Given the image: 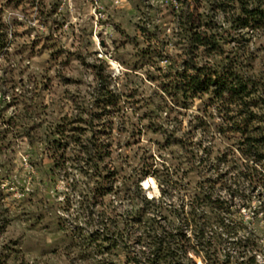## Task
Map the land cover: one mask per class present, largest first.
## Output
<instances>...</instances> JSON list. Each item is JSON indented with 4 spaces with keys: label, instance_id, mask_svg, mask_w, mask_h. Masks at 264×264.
Listing matches in <instances>:
<instances>
[{
    "label": "rangeland",
    "instance_id": "obj_1",
    "mask_svg": "<svg viewBox=\"0 0 264 264\" xmlns=\"http://www.w3.org/2000/svg\"><path fill=\"white\" fill-rule=\"evenodd\" d=\"M226 11L216 0H122L97 18L88 0H0V264H135L153 222H126L129 188L159 197L149 172L186 170L194 196L220 152L223 170L247 177L246 205L227 214L239 227L208 234V255L183 260L264 264V161L239 154L248 141L227 131L233 120L211 93L187 98L168 78L192 59L264 72V22L240 28V6ZM199 22L218 34L213 58L192 42Z\"/></svg>",
    "mask_w": 264,
    "mask_h": 264
},
{
    "label": "trees",
    "instance_id": "obj_2",
    "mask_svg": "<svg viewBox=\"0 0 264 264\" xmlns=\"http://www.w3.org/2000/svg\"><path fill=\"white\" fill-rule=\"evenodd\" d=\"M229 1L240 6L239 16L234 18L236 26L249 28L264 22V8L259 0H216V6L220 11L227 12L226 5ZM181 19L185 23L190 22L188 16ZM194 23L196 25V20ZM198 24L199 27L206 25L207 28L199 31L195 30L196 26H192V42L205 47L208 55L213 58V53L221 50L218 34L206 23ZM0 25L5 28L2 17ZM190 61L184 62V72L178 70L175 75H172V72L168 75L174 90L182 91L187 98L211 93L212 102L220 104L228 118L233 120L227 131L240 132L248 141L245 147L237 149L239 154L252 155L256 163L264 161V72L258 74L240 69L241 65L238 66L237 62L229 59L224 64L213 61L199 64L193 59ZM189 70L193 73L189 74ZM96 81L95 92L99 94L100 99L104 96L107 101V98L113 95L106 80L98 75ZM223 129L219 131H225ZM251 149H255L254 154H251ZM233 154L236 152L233 151ZM204 159L196 158L194 163L200 164ZM208 162L204 169L213 172H208L207 176L201 178L194 196H189L186 192L189 184L186 170L182 173L173 169L165 173H160L159 169L149 172L159 182V197H150L143 190L136 192L129 188L127 198L132 206L125 210L126 222L143 224L146 218L153 222L138 236L140 240H144V248H141L139 256L133 259L135 264H186L183 255L187 254L189 249L195 254L208 253L205 248V238L208 234L217 233L221 228L227 230L231 225L238 229L240 221L234 223V219L231 216L228 218L227 214L233 213V208L246 205L245 202L241 203L247 199L243 194L247 178L245 172L241 169L231 170L235 168L233 165L222 169L224 163L230 162L227 152H220V155L213 160L210 158ZM213 167L220 169L217 174H214ZM217 208L219 212H214ZM106 237L110 239L109 236ZM192 237L195 238L193 244ZM180 238L187 239L189 243L185 245L174 242ZM193 257H189V264H197ZM204 260L206 264H223L205 254ZM238 264L257 263L256 260H249Z\"/></svg>",
    "mask_w": 264,
    "mask_h": 264
},
{
    "label": "built area",
    "instance_id": "obj_3",
    "mask_svg": "<svg viewBox=\"0 0 264 264\" xmlns=\"http://www.w3.org/2000/svg\"><path fill=\"white\" fill-rule=\"evenodd\" d=\"M122 0H88V2L91 4L93 13L99 18V15H102L104 13L105 5L108 2L112 3H120Z\"/></svg>",
    "mask_w": 264,
    "mask_h": 264
},
{
    "label": "bare ground",
    "instance_id": "obj_4",
    "mask_svg": "<svg viewBox=\"0 0 264 264\" xmlns=\"http://www.w3.org/2000/svg\"><path fill=\"white\" fill-rule=\"evenodd\" d=\"M146 184H148V185H153L154 186V188L157 190V192H159L160 190H159V187L157 186V183H156V181L154 180V178L151 176V177H148V180H147V182H146Z\"/></svg>",
    "mask_w": 264,
    "mask_h": 264
}]
</instances>
